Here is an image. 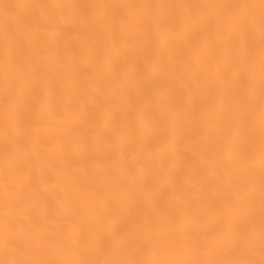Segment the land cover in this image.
Masks as SVG:
<instances>
[{"label":"bare ground","instance_id":"1","mask_svg":"<svg viewBox=\"0 0 264 264\" xmlns=\"http://www.w3.org/2000/svg\"><path fill=\"white\" fill-rule=\"evenodd\" d=\"M0 264H264V0H0Z\"/></svg>","mask_w":264,"mask_h":264}]
</instances>
